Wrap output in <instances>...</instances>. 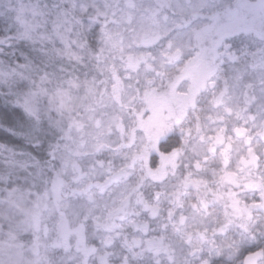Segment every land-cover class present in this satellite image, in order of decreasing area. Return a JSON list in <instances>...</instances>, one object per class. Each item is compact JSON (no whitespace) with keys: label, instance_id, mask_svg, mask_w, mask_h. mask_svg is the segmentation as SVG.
<instances>
[{"label":"snow or ice","instance_id":"1","mask_svg":"<svg viewBox=\"0 0 264 264\" xmlns=\"http://www.w3.org/2000/svg\"><path fill=\"white\" fill-rule=\"evenodd\" d=\"M254 11L264 13V0H258L256 5L251 6ZM141 12V15H137ZM111 20H106L100 29V40L102 47L97 49H88L89 55L94 56L96 68L105 76L107 83L109 80L114 85V91H118L122 81L119 68L113 64L111 68L107 66L105 53L112 55L113 60L119 55L121 66L128 72V79H133L132 73H139L141 65H146L149 70L152 69L149 60L153 59L152 53L136 54L132 49L135 47L151 48L160 44L158 58L163 62H183L185 40L188 45H194L195 57L188 61V65L181 69V75L175 78H169L167 84L161 83L160 87L155 86V81L148 79L145 86L144 97L146 100L145 111L149 112L147 119H144L142 113L136 116L137 128L133 130L132 138H135L137 132L142 134V139L146 138L148 143L144 145L142 158L146 160L149 175L158 179L156 172L163 169L165 165L171 164L176 168L174 160L188 152L192 153L188 170L179 177H175L176 183L174 190L169 193L172 201L181 208L184 207L182 196L184 190L195 188L202 192V195L196 200L188 202V209L192 214V219L197 220L202 228L192 231H185L181 234L180 243L183 247L177 248L170 246L163 235L150 238L146 242L147 250L154 254L163 252L167 259V264H193V258H199L200 264H212V258L219 254H227L228 258L234 264H264V111L252 112L250 108H240L235 112L237 121L243 120L244 125L236 124L232 128V134H228L226 127H219L214 134L210 130L207 135L203 134L199 115L193 117L188 128H184V121L188 119L190 113L188 109L194 107V98L204 83L213 75H217L216 58L219 53V47L226 36L235 31L232 29L216 30L218 39H214L208 46H204L205 35L215 28V25L205 27H193V18L198 14V9L192 12L186 11L179 3L173 7V0H156L155 4L142 7L137 0H124L117 3L112 10ZM99 15H106L99 13ZM118 17V18H117ZM213 19H215L213 17ZM264 19V17H262ZM127 25V31H131V38L127 40L120 27ZM115 27H112V26ZM138 26V27H137ZM69 45L65 49H54L57 56H68L70 59L79 62L81 57L70 50ZM79 47L86 48V39L80 43ZM229 59L236 60L235 56H229ZM197 64L200 67V73L196 79L187 87L181 90L177 81L182 76L189 75L188 66ZM28 65H21L18 70H3V73L9 79L19 77L21 79H31L33 88L27 93L20 94L14 101L16 107L20 108L23 114L34 124L39 126L42 122L41 103L43 99L47 100V108L44 111L50 113L56 111L61 117L65 112L72 111L71 101L73 92H80L83 89L85 98L95 90V78L92 81L79 79H64L57 77L55 73L43 72L38 77H33L31 72L27 75L24 69ZM64 71L63 68L60 69ZM157 75H162L158 73ZM37 79L39 82H37ZM250 87V85H246ZM230 88L229 81L225 78L223 87L218 89L219 94L215 95L212 103L221 105L222 98L228 94ZM246 95V94H245ZM174 105V107H172ZM168 109V116L162 115L164 109ZM223 113L228 117L233 115V109L230 106L223 108ZM221 120L224 116L219 117ZM205 119H212L211 115ZM51 126L57 127L63 133V140L71 139L70 132L73 125L79 129L82 125L74 118L69 117V123L64 120H53L48 116ZM180 125L181 136H175L174 123ZM251 122V128L247 127ZM255 129V132L252 129ZM195 130L197 136H193ZM16 134L13 130H9ZM23 135V134H21ZM187 136V139L183 137ZM240 140V155L238 161L234 162L232 158V137ZM227 145V147H225ZM199 146V150H198ZM6 145H0V149L6 148ZM72 146L64 143L54 147L50 146L49 156L55 160L59 154L62 166H66L68 153ZM11 151V150H9ZM208 153L213 157H218L217 170L213 174L216 177L213 184L209 185L207 181V168L209 163ZM23 155V153H21ZM39 166V161L36 162ZM73 167H76L73 164ZM77 171L79 169L77 168ZM87 175V174H85ZM60 177L57 171L53 177L52 183L56 189ZM47 182V181H46ZM214 185V186H213ZM234 189H240L243 192L252 193L247 200L240 198L239 193ZM4 202L9 206L16 207L23 214V219L18 221L22 228H12L8 233L7 248L23 249L22 243H16L19 235L23 231L31 230L33 232V252L36 259L25 261L23 251L15 253V258L9 255L8 259L0 260V264H56L47 252L42 256L39 249L41 247L40 228L41 224L46 223L42 217V211L39 198L36 201L29 202L25 197V191L17 186L6 188ZM87 193L88 189H84ZM162 195L160 191L154 193L156 200ZM88 199L92 197L89 195ZM171 202V201H170ZM144 212L151 218H156L159 214V205L150 200L141 199ZM209 207L212 211L209 212ZM139 214V213H138ZM169 222L172 224L174 232L179 233L181 227L188 223V215L181 213L177 216L173 209L167 212ZM114 215L109 212L106 216L96 217L92 215L87 219L93 221L97 231H109L114 229ZM87 219L84 224V231L87 230ZM208 221V223H205ZM208 224H211L209 228ZM139 227L147 235V223L134 225ZM241 229L243 239L239 244L235 242L225 243L218 246L217 237H226L227 233L233 228ZM167 230V225L164 226ZM77 231L78 230H75ZM211 233V238H209ZM59 236L62 240L53 241V246L63 245L67 252L70 245L64 230L61 229ZM111 238L108 237L102 243L110 246ZM153 241L156 246L153 247ZM136 246L140 245L139 240H135ZM185 248L187 251L185 252ZM76 250L85 258V264L89 255L97 253L95 246H87L86 238H80L76 241ZM109 253L97 257V264H109L106 259ZM122 264H129L127 256L123 257ZM155 264H160L156 260Z\"/></svg>","mask_w":264,"mask_h":264},{"label":"rangeland","instance_id":"2","mask_svg":"<svg viewBox=\"0 0 264 264\" xmlns=\"http://www.w3.org/2000/svg\"><path fill=\"white\" fill-rule=\"evenodd\" d=\"M97 1H96L97 2L96 8L98 12L106 13V10H108V8H106L107 0H97ZM186 1L189 2L190 4L189 5L185 4ZM209 1L215 3L216 1H220V0H173L174 3L173 7L175 8L176 4L179 3L188 12H192L193 9H198V12L199 11L207 12V11H212V9H210L211 4ZM229 1L230 0H224L222 5L227 4ZM99 2L101 3L99 4ZM183 3L187 8L184 7ZM234 6L235 8H237L239 13H246L249 15L251 14L252 16H255L254 18H257V21L261 20L259 19L260 15L257 13V11H254L253 8L251 7L253 5L247 4L246 0L236 1L234 3ZM213 7H215L214 4ZM32 12H33L32 9L22 7L17 2H13L12 4H9V0H0V23L3 24L5 23L6 20H8L11 23V26L13 28L12 37L14 38L16 37L17 39L22 41L31 40V39L40 40L42 38H45L50 43L54 42L56 45H59L62 51L65 49L66 45L69 46L73 44H75V46L77 45L78 38L71 33L72 32L70 28L71 24L68 21V19H61V21L55 20L49 25V27H46L44 20L40 18L37 19ZM100 16L102 15H99V17ZM127 33H130V31H128ZM127 33L126 32L124 33L126 40L127 37L129 36L127 35ZM5 35L6 34L3 33V31L0 29V37H3ZM90 41L96 43L98 42L99 44V42H101L99 33L98 35H93ZM4 47H5L4 44H0V49L5 50ZM81 49L82 48L79 46L77 48H75L74 46L70 47V50L76 54H80L79 52H81L80 51ZM113 64L114 63L109 65V68H111ZM96 71L98 72L97 69ZM2 73L3 70L0 69V90L6 92L8 97L12 98L13 104L20 94L27 93L32 90L33 84L31 79L25 80L19 77L9 79ZM37 82H39L38 79ZM127 83L129 84V82ZM109 84L111 87H114L111 81H109ZM125 87L126 86L122 83L120 87L121 89L119 88L120 93L117 92L113 94L114 95L113 100L118 102H123V96L125 98L128 97L125 89H123ZM90 102H91L90 94H88L85 98V93L83 89H81L80 92L78 93L74 91L73 100L70 102L72 105V111L70 113L65 112L64 116L61 117L56 111H51L50 113L44 111V109L47 108L48 102L46 99L42 100L41 123L44 122V124L49 129L51 127L53 130L55 128L58 129L57 127L51 126L49 124L48 121L49 115L52 116L53 120H61V119L64 120L65 124L70 122L69 117L74 118L82 125V127L77 129L73 125L71 129L73 131H71L70 133L71 139H67L64 141V143L70 144L72 146L71 151L68 153V158H66L67 160L66 166H62V161L58 155L57 159H55V163H51V167H52L51 172L45 175L47 176V178L44 179V176L41 175L40 171L32 172L33 181H31V176H27L30 181H24V177H22L19 181H17L14 177H12L13 179L9 180L8 182L7 179H4V177L0 176V180H7V183L5 184L2 183L3 185H0V260L8 259L9 255H12L13 258H15V253L18 251H23V258L25 261L36 259L33 252V247H30L25 243L26 238H30L33 236V232L31 230L23 231V233L18 237L16 243H22L24 245L22 250L21 249L9 250L7 248L8 233L10 229L12 228L19 229L23 227L22 225H19L17 223L18 221H21L23 219V214L20 212V210L16 207L9 206L6 202H4L5 193L3 190L6 188H11L13 186H17L23 189L25 191V197L29 202L36 201L39 198L42 217L44 222L46 223V227L45 224H41L40 241H39L41 247L39 251L42 256L47 252V254L50 255L51 259H53L56 262V264H79L78 257L80 256L76 255L78 253L77 252L75 253L74 251L76 250V241L82 237L86 238L87 246H95V248L97 249V253L89 255L90 259L87 262V264H97V256L103 255L105 252L109 253V255L106 258L109 264H122V259L125 256H127L129 260V264H130V260H131V264H136V262L132 261L135 254H137V258L140 260L145 259V261L146 260L150 261L153 260L154 258V260H159L160 264H167L166 256H162V255L159 256V254L158 255L154 254L153 251H148L146 242L149 241L150 238L153 237L158 238L161 235H163L165 237L166 242L170 246H176L177 248L183 247V245H181L180 243L181 234L184 233L185 231L194 232L195 229L203 227L201 224L198 223L197 220L192 219V214L188 209V202L191 200H195L194 198L196 197L195 195L190 196L188 195V193L184 192V195L182 196V200L184 203L183 208L168 205V200L166 199L160 200V202L151 201L152 203H157L159 205L158 216L156 218H151L149 215H147L144 212L143 205L140 203L141 199H145L142 196L145 187H143V189L140 187L139 192L141 195L138 194L137 197L135 198L131 195L132 194L131 192L133 190L130 192V177L132 178L134 185L138 184L139 183L138 179L140 178L142 172H144L143 169L137 168L131 175L130 173H128L129 175H126L127 180L125 179L120 180V178H118L119 175L116 176V179L115 178L109 179L110 173L118 174L119 172L118 170H124L126 166L125 164H127L128 157L123 155L126 154L125 152H120L119 150H117V148H115L116 145H118L119 142L122 141V140H117V134L115 135L112 134L110 141L100 138L99 132L101 129V125H100L101 122L97 118L94 124H92L91 120L93 118L92 116L94 112L91 113L90 111L87 110V109L89 110L92 109V107H90L89 105ZM96 104L97 106L103 105L104 107H107V105H104L103 103L102 104L96 103ZM87 106L89 107L86 109ZM16 108L19 111H21L20 108L18 107ZM108 108H109L108 109L109 114L110 112L116 114V111L117 112L121 111V109L115 106H109ZM79 115L82 116L81 119H79ZM233 120L235 121V119ZM233 120H232V126L236 125ZM23 122H24L23 125L24 131L28 135V141H32L36 137V135H41V133L38 131L37 125L34 124L33 121L29 120L26 116H24ZM119 122L123 123L122 117H120ZM247 127L251 128V124L249 125L247 124ZM18 128H21L20 124ZM252 131L255 132V129L253 128ZM19 138H21V136H19ZM232 139H233V143L231 145L232 147L231 155L233 161L236 162L238 161L240 155L239 145L241 142L239 139H237L234 136L232 137ZM63 144L61 146L62 148H63ZM198 150H199V146H198ZM92 153H95L93 157L96 158V160L98 161L97 163L100 165V167H101V162H104V164L106 165L109 164V167L112 166L115 169L106 173L104 171H100V169L99 170L95 169V167H93V169L91 168L93 172H89V171L84 172V170H81L80 167H84V165H86L87 162L91 161L92 156L89 155ZM191 157H192L191 152L182 155L181 161H179V156H178L174 160V163L176 164V168H173L171 164H168L170 167L169 172L164 173V175L157 173L156 174V176L158 177V179L156 180L157 182H161L163 179L167 181L165 184H161L162 186L161 185L158 186V188H161L163 191H165L166 189L165 185L174 184L176 182L175 177H179L182 173L188 170L187 166L188 163L190 162ZM17 161L19 162V160ZM179 162L180 164L178 165ZM212 162H216V159L213 160ZM73 164H75L76 167H73ZM77 168L79 169V171H77ZM215 169L217 170V168ZM57 171L60 172V177L57 187L56 189H54L52 180L53 177L56 176ZM17 174L18 176H20V173L17 172ZM172 174H174V176L168 177ZM22 175L24 176L25 174L22 173ZM206 178L209 183H213L214 179H216L215 176L213 177L212 173H210V175L207 173ZM37 179H41V181L39 180L37 182ZM75 179L80 181V186L73 185L71 180L74 181ZM85 188L88 189L87 193H85L84 191ZM52 194L55 196L56 194L57 196H60V197H56L52 202L56 204L58 209H60V205L58 206L59 202L57 198H59L60 200L62 199V202L60 203L62 206L61 209L65 210V211L63 210V212L61 211V213L64 215L62 217L57 215L54 211V208L52 207L51 199H50ZM89 195L92 197L91 200L88 199ZM249 195L250 194L248 195L239 194L240 198L244 200H247ZM145 200H149V199H145ZM169 209H173L176 212L177 216H179L181 213H184L189 217L188 223L183 227H181L179 233L173 231L172 224L169 222L167 216V212ZM127 210L131 211L132 214H135L137 218H134V220L138 225L144 224L145 222L147 223L148 225L147 235H145L144 231H141L139 227L137 228L139 232H141L142 234L141 233L134 234V232H131L129 226L130 219L127 222L118 221L115 222V226H116L114 231V235L116 238L115 242L114 243L112 242L110 246L103 247L102 242H99L98 245L91 243L93 241L91 231L92 229L95 228L93 225V221L91 219H87L86 232L84 231V227H83L84 225L81 224L78 227H76L78 221H80V219H82L83 217L88 218L92 215H95L96 217H100V216H105V213L108 212H112L113 214L119 211L125 213V211ZM212 210H213L212 208H209V212H211ZM205 223H208V221H205ZM165 225L168 226L167 230H165L164 227ZM208 226L210 228L211 224H208ZM159 227L164 228L162 232L159 231ZM61 229L64 230V235L67 237L68 244L72 245L73 247L75 246L74 251L68 249V251L65 252L63 245H61L60 247L53 246V241L58 240V238L59 240H62L64 238L58 236V233L60 232ZM74 229L78 230V232L74 231ZM103 235L106 236L105 233ZM103 235L100 233V237H102ZM173 236L177 238L176 239L171 238ZM209 238H211V233H209ZM216 239L218 246H222L225 243H230V242H235L239 244L243 239V234L239 230H236L234 227L227 233L226 237H217ZM135 240L140 241L139 246H136V244L134 243ZM155 246H156V241H153V247ZM130 248L131 250H133L132 257H130ZM184 250L186 252L187 248H185ZM217 259H222V257L217 258L214 256L212 258V262L216 261ZM231 261L232 260L229 259L228 261H226V263L231 264ZM139 264H141V262H139ZM193 264H200V259L193 258Z\"/></svg>","mask_w":264,"mask_h":264},{"label":"trees","instance_id":"3","mask_svg":"<svg viewBox=\"0 0 264 264\" xmlns=\"http://www.w3.org/2000/svg\"><path fill=\"white\" fill-rule=\"evenodd\" d=\"M96 1L97 0H9V4H12L13 2H17L22 7L32 9L33 11L32 13L34 14V16H36L37 19L40 18L44 20L46 27H49V25L55 20L61 21V19H68V21L71 24L70 25V28L72 30L71 33L78 38L77 45L75 46V44H73L71 46L77 48L80 45V43L86 39L87 47L82 48L80 50L83 54L81 52H79L80 54H77L81 57V60L79 62H76L75 60L70 59L68 56H63V55L57 56L56 53L54 52V49H60L59 45H56L54 42L50 43L45 38H42L40 40L31 39V40L22 41L15 37L12 48L4 47L5 48L4 51L9 53V55L0 54V58L11 62L10 55H14L18 65L22 64L29 66L28 68L23 70L25 75L31 72L32 76L34 77H38L39 74H43V72L46 71L48 73H55L57 77H62L64 79L78 78L79 81L81 80L82 82L85 80L92 81L95 78L96 81L95 90L92 94H90L91 102L89 103L92 109L89 110L87 109L89 106L86 107V109L91 113L94 112L92 116L93 118L91 120L92 124H94L97 118L100 120L101 129L99 135L100 138L102 139L110 141L112 134L114 135L117 134V140H126L128 131L133 128L134 129L137 128V120H136V116L138 114L137 111H140L139 113L143 114L144 119H147L148 117L149 112L145 111L147 102L144 97V91L147 80L148 79L154 80L155 86L159 88L163 81V76L157 74L158 73L162 74V71L170 69L171 64L169 62H165L162 64L157 62V60L159 59L158 50L161 47L160 44H157L155 47H151V48L134 46L132 51H134L136 54L149 53V52L152 53L154 58L149 60V64L154 70H149L146 65L142 64L139 73L138 74L132 73L133 79L129 80L128 72L124 69V67L121 66L122 62L120 60L119 55H116L115 59L113 60L112 55L106 52L104 55L105 58L107 59V66L109 67V65L114 63L116 64L115 66L119 68L121 81L126 86L123 89H125L126 94L128 96L127 98L123 96V102H118L113 100L114 98L113 94L117 92L120 93L119 90L121 88L118 91H114V87H111L109 84L110 80L107 83L102 82V81H106L108 78L96 68V60L94 56L89 55L88 49L98 50L100 47L103 46L102 42H99L98 44V42L96 43L90 40L92 39L93 35H98V33L100 37V29L103 26L104 22L106 20L113 19L111 14L112 10L116 7L117 3L122 4L124 0H107L106 8H108V10H106L105 13L106 15L100 17H99V12L96 8L98 1L97 2ZM155 2L156 1L153 0H137V3L140 4L142 7L153 5L155 4ZM100 3L101 2H99V4ZM185 4L184 7H186ZM141 14H142L141 12H137L138 16ZM127 28L128 26L125 24L120 27V31H125L127 33L128 32L126 30ZM0 29L7 36L12 37L13 28L8 20H6L5 23L3 24L0 23ZM127 35H129L127 37L128 40L131 38L132 35L131 31L130 33H127ZM16 40L19 41L18 44L15 43ZM185 43L187 44V40H185ZM22 53H26L27 54L26 57L22 56ZM61 68H63L64 71H61L60 70ZM96 69L98 70V72L96 71ZM17 70L19 71L20 69L18 68ZM127 82H129V84ZM6 97H8L7 93L0 90V145L7 146L6 148L0 149V176L4 177V179H7L8 182L9 180L13 179L12 177H14L17 181H19L22 177H24V181H30L27 176H31V181H33L32 172L40 171L41 175H43L45 179L47 178V176L45 175L47 173H50L52 170L51 163H55V160H53L49 156V148L50 146L54 147L57 144H61L62 146V144L65 141L62 139L63 133L61 134V131L56 128H55L56 130L55 129L53 130L52 127L49 129L43 122L40 123L38 126V131L41 133V135H36V137L32 141H28V135L24 131V127H23L24 125L23 118L25 115L23 114L22 111H19L13 103H7ZM96 103L99 104L103 103L104 105H107V107H104L103 105L97 106ZM109 106H115L121 109V111L119 112L116 111V114H114L113 112H110L109 114L108 113ZM172 107H174V105ZM164 112H167V116H168L167 108L164 109L163 113ZM120 117H122L123 123L119 122ZM81 118L82 116L79 115V119ZM19 124L21 125V128H18ZM9 130H13L16 134H12V132H10ZM19 136H21V138H19ZM41 141H43V146H40ZM120 146L121 145L119 143L118 145H116L115 148H117V150L122 152ZM21 153H23V155ZM94 155L95 153L90 154L89 156H92L91 161L87 162L86 165H84V167H80V169L84 170V172H88V171L92 172L90 169L95 167V169L97 170L100 169V171H104L105 173L108 172L112 166L109 167V164L106 165L104 164V162L99 161L101 162V167H100V165L97 163L98 161L96 160V158L93 157ZM123 155L127 156L128 159L130 158V153H126ZM17 160H19V162ZM37 161H39V166H37L36 164ZM17 172L20 173V176H18ZM22 173L25 175L23 176ZM7 180H0V185L7 183ZM39 180L41 181V179H37V182ZM174 184L165 185L166 189L165 191H163L161 188H158V186L161 185L159 182H155L154 180H148L146 181V187L142 196L145 199H149L150 201L160 202V200L166 199L168 200V205L179 207L175 204L174 201H172V197L169 195V193L174 190L173 187ZM139 191H140V185L136 184L133 187V191L131 192L132 193L131 195L135 198L137 197L138 194L141 195ZM156 191H160L162 193V195L159 197L158 200H156L154 197V193ZM187 191L188 192L190 191L188 195L196 196L194 197L195 200L202 195V192L195 188L184 190V192ZM52 196L50 197V199L55 213L61 217L64 216L61 213V211L63 212L64 210L61 209L62 206L60 204L62 202V199L60 200L59 198H57L59 202L58 206L60 205V209H58L56 204L52 202L56 197H60V196H57V194L56 196L52 194ZM108 213H105V216ZM120 213L122 212L119 211L113 214L115 217L113 221L114 224L115 222L118 221L127 222L130 219V224H129L130 231L134 232V234H140L138 228L134 226V225H138L134 220V218H137L135 214H132V212L128 210L125 211V213L124 212L122 214ZM128 214L130 215V217ZM86 219H87L86 217H83L82 219H80V221H78L76 225L77 226L81 224L84 225ZM235 229L242 232L241 229L238 227H235ZM114 231L115 228L109 231L98 232L96 228H94L91 231L93 241L90 242L92 244L94 243L98 245L99 242H102L106 238L110 237L111 238L110 245H111L112 242L114 243L116 240ZM100 233L102 235L105 233L106 236L103 235L102 237H100ZM171 238L176 239L177 237L173 236ZM33 239H34L33 236L30 238H26L25 243L28 246L33 247L32 246ZM102 245L103 247H106L103 243ZM74 247L70 245L69 249L74 251ZM132 251L133 250H131L130 248V257H132L133 254ZM74 252L75 253L77 252L78 254L76 255L80 256L78 257L79 264H85V258L83 257V255L77 250H75ZM159 256H161V254H159ZM89 259L90 258L88 256L86 264L89 261ZM132 261L136 262V264H139V262H141V264H155L154 262H156L154 258L153 260L150 261L149 260L145 261V259L140 260L137 258V254H135ZM130 264H131V260H130Z\"/></svg>","mask_w":264,"mask_h":264},{"label":"flooded vegetation","instance_id":"4","mask_svg":"<svg viewBox=\"0 0 264 264\" xmlns=\"http://www.w3.org/2000/svg\"><path fill=\"white\" fill-rule=\"evenodd\" d=\"M236 1L239 0H231L224 5H222L224 0L216 1L215 3L209 1L211 4L210 9H212V11H199L197 16L193 18L194 28L215 25V28L205 35L204 46H208L214 39H218L216 30L235 29L231 35L225 37L224 42L219 47L217 57L223 59L224 63H220L219 59L216 58L218 74L213 75L204 83V86L194 98V107H190L188 109L190 115L183 124L184 128H188L193 117L199 115L201 117L200 123L203 128L204 135H206V133L208 134L210 130L214 134L215 130L219 127H226L228 129V134H232V128L234 126H232L233 119H235V121L233 120L235 124L244 125L243 120L237 121L235 118V112L240 110V108H250L254 113L264 111V19H262V17H264V13L257 11L260 15L259 19H261L257 21V18H254L255 16H252L251 14L239 13L237 8L234 6ZM246 3L256 5L258 0H246ZM186 4L189 5L190 3L186 1ZM213 4L215 7H213ZM213 17L215 19H213ZM193 48L194 45H188L185 43V55L183 62H171L170 69L162 71V83L167 84L169 78H175L176 76L181 75V69L185 68L188 65V61L195 57L196 53ZM229 56H235V62L230 60ZM188 73L189 75H184L179 81H177L181 90H186L193 80L198 77L200 67L193 63L188 66ZM225 78L229 81L230 88L228 94L222 98L221 105L218 108L217 105L212 103V100L215 95L219 94L218 89L223 87ZM246 85H250V87H247ZM225 106L232 107L233 115L231 117H228L227 114L223 113V108ZM139 112L140 111H137V113ZM163 115L167 116V112H164ZM209 115H211L212 119H205ZM221 115L224 116L223 120L219 118ZM249 124H251V122H249L248 125ZM133 129L128 131L126 140L119 142L121 145V151L130 153V158L127 159V164H125L126 166L124 170L117 169L119 171H117L118 174L110 173L109 179H116V176L119 175L118 178H120V180H127L126 175H129L128 173L131 175L137 168H140L143 169L144 172H142L140 178L138 179V184L143 189V187H146V181L154 180L148 173L149 171H155V169H148L146 160L143 159L141 155L144 150V145L148 143L147 139H142V134L139 132H137L135 138L133 139ZM174 130L175 136L180 137V125L174 123ZM192 135L197 136L195 130H193ZM183 138L187 139L188 137L185 136ZM225 146L227 147V145ZM208 157L209 163L206 165V168L207 173L210 175V173L213 174L214 170H216L215 168H217L216 166L219 161L218 157L214 158L211 153H208ZM212 158L213 160L216 159V162H212ZM179 161H181V156H179ZM179 164L180 162L178 165ZM92 169L91 171L93 172ZM113 169L115 168H111L108 172ZM169 171V165H165L163 169L157 171L156 174L160 173L164 175V173ZM171 176H174V174L168 177ZM156 180L157 179L154 181L157 182ZM71 182L73 185L80 186V181L77 179L74 181L71 180ZM159 183L165 184L166 180L163 179ZM212 184L213 183H209V185ZM133 187L134 184L132 178L130 177V192L133 190ZM234 190H236L239 194L253 195L252 193L243 192L240 189ZM189 192L187 191L185 193ZM159 229L162 232L164 228L159 227ZM159 254L165 256L163 252ZM212 264H216V261H213ZM225 264L227 263L225 262Z\"/></svg>","mask_w":264,"mask_h":264},{"label":"clouds","instance_id":"5","mask_svg":"<svg viewBox=\"0 0 264 264\" xmlns=\"http://www.w3.org/2000/svg\"><path fill=\"white\" fill-rule=\"evenodd\" d=\"M13 41H14V37H10L7 35H5L4 37H0V44H4L6 48H12L13 47ZM15 43L18 44L19 41L16 40ZM0 54L9 55V53L5 52L4 49H0ZM26 55H27L26 53H22V56L26 57ZM217 59H219L220 63H224L223 59H221L219 57H217ZM10 60H11V62L3 60L2 58H0V69L8 70V71L17 70L22 65V64L21 65L17 64L14 55H10ZM157 62L162 64V62L159 59L157 60ZM163 63H165V62H163ZM6 102L12 103L13 102L12 98L6 97ZM4 127H7V126H4ZM40 146H43V141L40 142ZM215 257H217V258L222 257V259L216 260V264H225V262L229 260L227 254H219L218 253ZM231 264H234V262L231 261Z\"/></svg>","mask_w":264,"mask_h":264}]
</instances>
